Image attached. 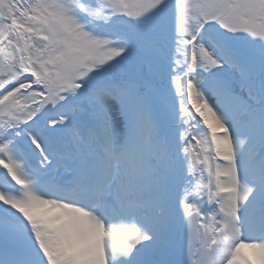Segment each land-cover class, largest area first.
I'll list each match as a JSON object with an SVG mask.
<instances>
[{
    "label": "snow or ice",
    "instance_id": "snow-or-ice-1",
    "mask_svg": "<svg viewBox=\"0 0 264 264\" xmlns=\"http://www.w3.org/2000/svg\"><path fill=\"white\" fill-rule=\"evenodd\" d=\"M0 264H264V0H0Z\"/></svg>",
    "mask_w": 264,
    "mask_h": 264
}]
</instances>
